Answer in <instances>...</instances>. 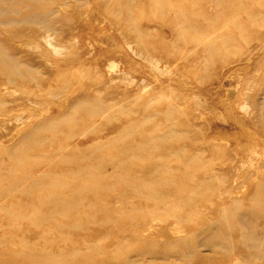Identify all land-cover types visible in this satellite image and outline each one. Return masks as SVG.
I'll list each match as a JSON object with an SVG mask.
<instances>
[{"label": "rangeland", "instance_id": "374dc122", "mask_svg": "<svg viewBox=\"0 0 264 264\" xmlns=\"http://www.w3.org/2000/svg\"><path fill=\"white\" fill-rule=\"evenodd\" d=\"M40 2L0 25V264H264V0Z\"/></svg>", "mask_w": 264, "mask_h": 264}, {"label": "bare ground", "instance_id": "6f19581e", "mask_svg": "<svg viewBox=\"0 0 264 264\" xmlns=\"http://www.w3.org/2000/svg\"><path fill=\"white\" fill-rule=\"evenodd\" d=\"M59 6L61 7V5ZM23 7H25L26 9L24 10ZM57 10L58 7H56L52 11L55 12ZM52 11H50V9L46 7L45 3L43 2L41 3L40 0H0V25L8 26V24L18 21L29 22V21L41 20L45 13L47 12L52 13ZM2 32L3 30L0 28V33ZM35 32L36 30H32L29 33L33 34ZM4 33L8 37L7 35L8 31L4 30ZM51 33H52L51 27L47 26L46 30H44V34H41V36L46 39L50 37V35H52ZM11 34L12 36L24 35L23 32L21 31H13L9 35L11 36Z\"/></svg>", "mask_w": 264, "mask_h": 264}]
</instances>
